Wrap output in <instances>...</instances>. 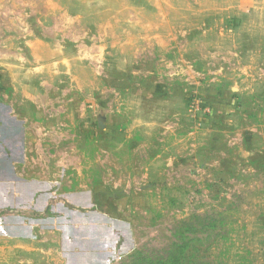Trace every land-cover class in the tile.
Listing matches in <instances>:
<instances>
[{"label":"rangeland","instance_id":"1","mask_svg":"<svg viewBox=\"0 0 264 264\" xmlns=\"http://www.w3.org/2000/svg\"><path fill=\"white\" fill-rule=\"evenodd\" d=\"M12 166L0 264H264V0H0Z\"/></svg>","mask_w":264,"mask_h":264},{"label":"crops","instance_id":"2","mask_svg":"<svg viewBox=\"0 0 264 264\" xmlns=\"http://www.w3.org/2000/svg\"><path fill=\"white\" fill-rule=\"evenodd\" d=\"M6 129H8V132L10 133V139L11 140H15L14 137L17 136V134H19V132L22 131V127L19 126L18 121L13 120V119L11 121L9 120V122H7ZM9 145H10V143H9ZM9 145H8V148H9ZM10 169L11 170H9L7 172V174H9V175L5 176V178H6L4 180L5 184L0 187V207H2V208L4 207V209H6V210H8V208H10V206H12V204H13L12 198H14L16 195L15 194L16 189L14 188V186L11 183L13 181V178H14L11 176V173H14L15 169L13 168V166H12V168L10 167ZM1 172H3V171L1 170ZM30 185H32L33 187L28 188V187H30ZM23 186L24 187L28 186L27 188L29 189L30 195L29 196L26 195V197L21 198L19 203L16 205L18 206L17 208L20 209V210H18V212L19 211L22 212V214L17 215V216H24V218H22V217H21L22 219L20 218L22 220L21 227H23L22 229L26 230V229H30L29 226L32 227L34 225V224H32L31 218H26V217H28V216H43V213L46 211L45 209L48 205L47 204L48 199L46 197H38V193H40V191L42 190V187L39 184L36 185V182H35V184H31L29 181H24L21 184V187H23ZM67 199H69V200H67ZM66 200H67L66 201L67 203H72V202L74 203V200H75V203L80 204L85 208L91 207L92 201H93L91 194H88L87 192H81V193H79V196H75V195L72 196V194H71L66 198ZM69 201H71V202H69ZM63 209H64V211H65V209L68 211V212H66V216L72 215L69 213V209H67L66 207H64ZM9 211H10V209H9ZM70 212L72 213V211H70ZM67 213H68V215H67ZM8 216H10V217H8ZM12 216H16V215H11V214L7 215V217L5 218L6 225L9 222L10 223L13 222ZM93 216H98V214H94ZM17 223H18V220H17V222H14V225L16 226ZM12 225H13V223H12ZM0 231L6 232L5 226H3V230H2V226L0 225ZM5 232H3V234ZM1 238H6V236L0 237V239Z\"/></svg>","mask_w":264,"mask_h":264},{"label":"trees","instance_id":"3","mask_svg":"<svg viewBox=\"0 0 264 264\" xmlns=\"http://www.w3.org/2000/svg\"><path fill=\"white\" fill-rule=\"evenodd\" d=\"M195 239H194V241L196 243L200 240L199 237H197ZM186 246H188V244H186L185 246L179 245V247L176 250V252L178 254H176L174 251L170 254V256L166 260H157L155 262L150 260L148 264H189V263L191 264V262L185 263V261H184V259L187 258V255L183 254V251H184ZM193 250L196 253V251H197L196 247H193ZM180 254H182V257H180ZM192 257H193L192 255H189L188 259L190 260V258H192Z\"/></svg>","mask_w":264,"mask_h":264}]
</instances>
